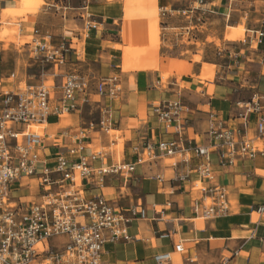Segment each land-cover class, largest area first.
Masks as SVG:
<instances>
[{
  "label": "crops",
  "instance_id": "obj_1",
  "mask_svg": "<svg viewBox=\"0 0 264 264\" xmlns=\"http://www.w3.org/2000/svg\"><path fill=\"white\" fill-rule=\"evenodd\" d=\"M257 1L44 0L42 9L28 16L31 25L20 24V33L50 34L54 43L66 40L75 48L70 64L45 67L34 51L25 58L14 46L9 51L1 49L0 91L16 90L21 80L25 85L44 83L52 89V103L57 104L67 70L76 69L88 80L87 91L78 93L77 110L49 117L43 140L45 162L51 163L56 153L76 147L70 135L85 129L82 152L102 149L95 167L135 163L129 177L107 174L100 186H76L83 187L89 197L104 195L121 209L137 205L146 211V217L129 223V240L106 242L103 264H158L155 255L164 252L171 253L173 264H264V136L259 135L257 124L262 113L242 117V105L254 95L264 103V36L255 33L264 29V20L261 24L250 20ZM19 2L0 0V18L3 9ZM181 10L183 14L176 13ZM88 17L99 21L100 27L88 30ZM69 21H74V28L68 27ZM242 23L247 25L246 33L241 28L245 38L226 40L227 28L231 25L232 31ZM253 41L258 42L256 48ZM204 64L215 66L214 76ZM15 75L21 79H12ZM112 76L122 85L118 94L111 97L98 92L97 84ZM242 82L250 83L253 90L242 89ZM178 95L188 107L180 132L159 120L154 111L156 103ZM105 109L111 129L123 140L120 151L112 149L110 143L116 142L101 133L102 129H93ZM211 111L239 130L240 139H251L259 151L254 157L237 156L233 164L225 166L217 153H212L211 177L202 183L223 186L229 210L206 219L201 217L204 196L194 186L199 180L194 170L199 159L193 152L186 154V158L191 156L187 162L181 154H160L156 145L162 140L195 139L210 146ZM145 143L156 147L154 156L147 155ZM138 155L145 160L137 162ZM39 192L36 179L29 178L14 186L12 196L15 201L40 200ZM65 241L60 236L53 242L62 245ZM178 243L183 244V252L175 250Z\"/></svg>",
  "mask_w": 264,
  "mask_h": 264
},
{
  "label": "built area",
  "instance_id": "obj_2",
  "mask_svg": "<svg viewBox=\"0 0 264 264\" xmlns=\"http://www.w3.org/2000/svg\"><path fill=\"white\" fill-rule=\"evenodd\" d=\"M176 13H184V10ZM101 23L87 18L86 28L98 29ZM264 36V30L255 32ZM75 48L66 40L52 41L50 34H42L35 48V57L48 64L66 66ZM220 54V53H219ZM88 80L76 69L70 68L59 86L61 97L52 103L49 85H26L25 88L0 91V264H103L102 255L106 242H119L131 238L128 225L133 218L146 217L143 207L131 205L121 209L104 195L86 196L77 185L103 184L107 174L129 177L135 170V163H117L94 166L101 159V153H83L82 139L86 130L69 134L77 143L67 151L56 153L54 161L45 162L43 152L44 133L35 127L45 125L52 114H65L79 108L78 93L86 92ZM108 86V88H106ZM98 92L113 97L120 91L118 78L112 76L96 86ZM242 117L249 113L258 116V133L264 136V103L256 94L244 102ZM188 107L181 96L159 101L154 111L168 127L176 132L182 130ZM108 109L97 123L108 131L112 123L107 117ZM210 146L200 145L195 139L162 140L156 147L160 154L185 156L193 152L199 159L194 170L199 174L195 182L204 196L201 217L211 218L229 210L226 189L221 185L205 186L203 179L211 177L212 153H217L221 165L233 164L237 156L254 157L258 150L251 139H240L239 130L229 126L214 111L209 113ZM94 126V125H93ZM147 155L152 154L154 145L145 143ZM137 148V147H136ZM67 153L74 155L69 157ZM137 156V162L144 161ZM34 178L37 181L40 200L19 199L15 201L12 191L15 185ZM184 179L183 176L180 177ZM80 181L81 184H78ZM59 188L54 190L53 186ZM196 211L199 207H195ZM65 237L64 244L53 242V238ZM177 252L184 246L178 243ZM158 264H173L170 252L155 255Z\"/></svg>",
  "mask_w": 264,
  "mask_h": 264
},
{
  "label": "rangeland",
  "instance_id": "obj_3",
  "mask_svg": "<svg viewBox=\"0 0 264 264\" xmlns=\"http://www.w3.org/2000/svg\"><path fill=\"white\" fill-rule=\"evenodd\" d=\"M63 1H65V0H63ZM33 2H35L37 4V8H36V12L35 13L39 12L42 9V6L45 5L44 4V0H41V2L37 1V0L36 1H34V0H20V2L18 4H20V3H33ZM256 4H257L258 8L256 7L255 15H254V17L250 16L251 17L250 20L261 24L262 20H264V15H261V14H264V0H258ZM4 5H7V3H4ZM247 6L248 7H252V5H250V4H248ZM12 8L15 10V12L11 13V14H8V15L4 14V9L1 11V18H0V51L2 53V50H1L2 48L4 50H6V51H9V48H12L14 46L15 50L17 51V53H19L22 56L25 55L24 57L27 58V54H28L29 51H32V53H33V51H35L36 44L39 41L41 35H39V34L37 36L36 35H31V34L22 35L20 33L21 32V25L20 24L22 22H24V23H26L28 25H31L28 16L30 14L32 15V14H35V13L31 12L28 8H26V7L22 6V5H15ZM18 10H21L23 12L20 13V12H18ZM54 11H58V10L55 9ZM24 12H26V13H24ZM247 12L250 13L249 15L253 14L249 10ZM256 14H257V16H256ZM23 18L25 20H23ZM74 26H75L74 21H69L68 27L69 28H74ZM230 26L227 28L226 40L235 42V41H239L240 39H244L245 38V35L243 36L241 34V31H242L241 28H245V33H246L247 25L245 23L235 25L236 27L232 28V31H231ZM262 30H264V29H262ZM30 31H33L32 27L30 28ZM1 33H2V36H1ZM85 36H84V38H85ZM234 37H237V39H234ZM76 42L78 44V41H76ZM30 44L32 46L28 47L27 45H30ZM257 44H258L257 41H253V47L254 48L257 47ZM79 45H80V42H79ZM79 45H78V47H79ZM82 47H83V43H82ZM195 59L198 60V59H200V57L199 56H195ZM36 60L39 61V63L41 65H44L45 67L48 64L46 62H43L39 58L36 59ZM205 66H210L209 68L211 69V72H213V76H214L215 66L214 65H210V64H204V69H205ZM204 71H203V73H204ZM167 76L168 75H166V73H164V75H163L164 79H166ZM213 76L209 77V79L213 78ZM201 77H202V75H201ZM18 78H20V77L15 75L12 79L18 80ZM202 78L205 79L204 77H202ZM16 87L18 89L19 88H21V89L25 88L26 87L25 80H21L19 82V84L16 85ZM121 88H122V85L120 84V89ZM241 88L242 89H246V90H253V86L250 83H246V82H242ZM100 119H101V116L98 119H95V121H94L95 125L93 126V129H100L101 128L99 125H97V123L100 121ZM72 122H73V120L70 121V124ZM45 128H46V126H44V125H42L40 127H35V129H38L42 133H44V129ZM101 133H105L106 135H108L111 138V141L116 142V144L110 143V145H111L113 150H115V151L122 150L123 140L120 137V133L119 132H117V131H115L113 129H109L108 131L102 130ZM96 134H99V133H96ZM85 138L86 137H84V139ZM101 150H102L101 147H99V148L96 147L92 152L93 153H97L95 151L100 152ZM55 239L56 238H53L52 240L54 241Z\"/></svg>",
  "mask_w": 264,
  "mask_h": 264
},
{
  "label": "bare ground",
  "instance_id": "obj_4",
  "mask_svg": "<svg viewBox=\"0 0 264 264\" xmlns=\"http://www.w3.org/2000/svg\"><path fill=\"white\" fill-rule=\"evenodd\" d=\"M18 5H22V6H24V7H26V8H28L31 12H33V13H35L36 12V8H37V4L35 3V2H33V3H20V4H18ZM6 8V7H5ZM88 9H89V7H88ZM15 12V10L12 8V7H8V8H6V9H4V14L5 15H8V14H11V13H14ZM18 12H20V13H22L23 11H21V10H18ZM28 12V11H27ZM87 12L88 13H90L89 12V10H87ZM24 13H26V12H24ZM17 15V14H16ZM5 29V28H4ZM2 32V31H1ZM7 33V32H6ZM5 34V33H4ZM1 36H2V33H1ZM3 39V38H2ZM144 108V107H143ZM142 108V109H143ZM141 109V108H140ZM144 110V109H143ZM143 112V111H142ZM63 120H65V119H63ZM47 125H48V123H46L44 126H46V128H47ZM64 126V125H63ZM95 152H98V151H95ZM33 200H35V199H33Z\"/></svg>",
  "mask_w": 264,
  "mask_h": 264
}]
</instances>
